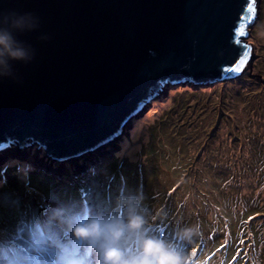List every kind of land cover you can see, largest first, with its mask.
<instances>
[{"label":"rangeland","instance_id":"rangeland-1","mask_svg":"<svg viewBox=\"0 0 264 264\" xmlns=\"http://www.w3.org/2000/svg\"><path fill=\"white\" fill-rule=\"evenodd\" d=\"M259 16L247 30L253 59L239 78L207 87L164 86L102 148L103 157L51 163L32 141L0 152L4 226L15 202L72 234L70 225L86 211L106 216L117 211L118 197L139 194L149 213L146 228L158 239L175 244L177 228H198L188 264H264V0ZM73 204L83 208L68 211ZM75 239L64 241L59 264H73ZM77 250L83 264H102L88 243ZM0 256L8 257L5 264H26L16 247Z\"/></svg>","mask_w":264,"mask_h":264},{"label":"water","instance_id":"water-1","mask_svg":"<svg viewBox=\"0 0 264 264\" xmlns=\"http://www.w3.org/2000/svg\"><path fill=\"white\" fill-rule=\"evenodd\" d=\"M251 0H0V12H32L36 49L19 79L0 81V152L27 141L50 162L105 147L164 86L239 78L253 59ZM47 35V40H41ZM240 43L237 44L236 41ZM246 56L238 73H224ZM53 158V159H51Z\"/></svg>","mask_w":264,"mask_h":264},{"label":"clouds","instance_id":"clouds-1","mask_svg":"<svg viewBox=\"0 0 264 264\" xmlns=\"http://www.w3.org/2000/svg\"><path fill=\"white\" fill-rule=\"evenodd\" d=\"M40 17L32 12H0V81L19 79L16 65H28L36 56L35 47L25 40L38 32ZM47 40V35H41ZM138 195L117 198V211L106 216L85 215L70 225L72 234L88 243L102 258V264H188L187 247L195 242L199 230L181 226L174 232L176 243L158 239L146 225L149 213Z\"/></svg>","mask_w":264,"mask_h":264},{"label":"snow or ice","instance_id":"snow-or-ice-1","mask_svg":"<svg viewBox=\"0 0 264 264\" xmlns=\"http://www.w3.org/2000/svg\"><path fill=\"white\" fill-rule=\"evenodd\" d=\"M248 16H241L235 28L239 36L245 35L244 21L249 20L256 12V0L247 3ZM240 43L239 40L236 41ZM247 53L242 56L234 67H225L224 73H238L241 66L246 63ZM4 201L0 199V252L9 247H16L22 258H35L40 264H59L57 257L61 255V249L65 247L64 241L71 240L72 234L63 224L55 220H41L37 211L31 214L20 211L18 204L13 202L8 206L9 226L6 228L4 216ZM47 217V211L44 213ZM82 241H73V250H77ZM7 256H0V264H5Z\"/></svg>","mask_w":264,"mask_h":264},{"label":"bare ground","instance_id":"bare-ground-1","mask_svg":"<svg viewBox=\"0 0 264 264\" xmlns=\"http://www.w3.org/2000/svg\"><path fill=\"white\" fill-rule=\"evenodd\" d=\"M149 103V102H148ZM147 104V103H146ZM143 110V109H142ZM102 148H104V147H101V148H99V149H97V150H95V151H93L92 153H86L85 154V156L83 157V156H79V159H81L82 157H83V159H85V157L86 158H88V157H96V155H102L101 157H103V152H102ZM13 150V147L11 146V147H9L8 149H5L4 151H6V152H11ZM21 148H19V147H17L16 149H14V151H17V152H21ZM33 150V149H32ZM95 153V154H94ZM91 154V155H90ZM45 159H48L47 158V156H46V158Z\"/></svg>","mask_w":264,"mask_h":264},{"label":"trees","instance_id":"trees-1","mask_svg":"<svg viewBox=\"0 0 264 264\" xmlns=\"http://www.w3.org/2000/svg\"><path fill=\"white\" fill-rule=\"evenodd\" d=\"M260 77H261V75H259ZM263 82V81H262ZM226 85V87H227V84H225ZM225 85H222V87H224ZM178 109H179V107H177V106H175L174 107V110L175 111H178ZM185 110H187V109H185ZM183 113L184 114H187L188 113V111H183ZM163 121H167L168 122V120H166V119H164ZM163 121H160V123H163ZM219 122L220 121H218L217 123H216V125H215V127L219 124ZM194 124V122L193 123H191L190 125H193ZM161 125V124H160ZM184 126H185V124H183ZM183 125H181L180 127L182 128V126ZM113 163H115V162H113ZM117 170H118V168H117ZM109 171V170H108ZM112 171H110V173H111ZM115 174V173H114ZM77 180H81V179H75V183H76V181ZM81 207L82 206H77L76 204H73V205H70V206H68L67 207V209H68V211H73V210H75L76 208H80L81 209ZM83 208V207H82Z\"/></svg>","mask_w":264,"mask_h":264}]
</instances>
